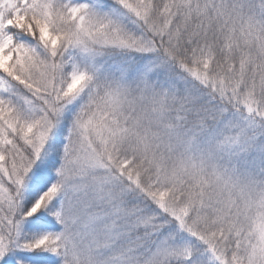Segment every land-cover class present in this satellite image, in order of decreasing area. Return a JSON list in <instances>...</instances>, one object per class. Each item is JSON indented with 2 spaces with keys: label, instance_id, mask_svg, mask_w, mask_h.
Here are the masks:
<instances>
[{
  "label": "snow or ice",
  "instance_id": "obj_1",
  "mask_svg": "<svg viewBox=\"0 0 264 264\" xmlns=\"http://www.w3.org/2000/svg\"><path fill=\"white\" fill-rule=\"evenodd\" d=\"M0 264H264V0H0Z\"/></svg>",
  "mask_w": 264,
  "mask_h": 264
}]
</instances>
